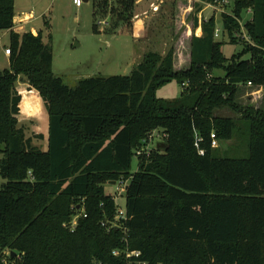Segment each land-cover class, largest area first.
Wrapping results in <instances>:
<instances>
[{"label":"trees","instance_id":"1","mask_svg":"<svg viewBox=\"0 0 264 264\" xmlns=\"http://www.w3.org/2000/svg\"><path fill=\"white\" fill-rule=\"evenodd\" d=\"M91 1L94 32L105 21L106 34H134L138 0ZM230 3L222 37L243 45L231 57L215 37V15L201 23L196 3L186 68L175 66L173 45L146 52L129 75L70 86L54 72L43 32L14 30L16 0H0L11 49L10 67L0 69V264L6 251L9 264H264V109L238 101L249 82L264 85V0ZM19 78L48 109L46 149L20 124ZM173 80L182 95L159 98ZM223 107L241 117L220 115ZM155 131L162 141L146 153ZM213 134L219 142L246 136L248 156H231L236 146L222 154ZM121 179L126 219L105 188Z\"/></svg>","mask_w":264,"mask_h":264},{"label":"rangeland","instance_id":"2","mask_svg":"<svg viewBox=\"0 0 264 264\" xmlns=\"http://www.w3.org/2000/svg\"><path fill=\"white\" fill-rule=\"evenodd\" d=\"M153 0H143L136 8V15L142 20L144 27L142 33L131 34L121 32L109 35L103 32L104 24H101V32L93 30V5L92 1H84L81 7H77L73 0H16V21L24 23L25 27L20 31L27 32L33 28L42 31L44 40L50 44L53 54L54 72L62 77L70 86H75L79 80L92 76L129 75L135 66L142 60L146 52L150 50L165 54L170 47H175V66L186 68L190 64L191 37L193 33L194 4L198 3L201 11L198 17L202 19L215 15L217 26L222 30V11H231V3H217L200 0H164L160 2V10L154 11L151 7ZM176 2V5H175ZM192 6V7H190ZM198 7V6H197ZM222 10V11H221ZM146 13V14H145ZM28 15V16H27ZM201 15V16H200ZM252 18L251 13L244 12L243 21ZM139 24V23H138ZM201 34L200 28L196 34ZM51 36V37H50ZM224 40V53L227 57L242 50V43L227 42V37H217ZM10 45V34L7 30L0 31V69H8L10 60L5 49ZM246 55L245 58H248ZM223 75L222 70L215 71ZM17 88L23 94L22 111L19 115L20 124L25 129L28 137L33 138L34 145L45 149L48 144L49 113L37 90H28L24 78H19ZM182 85L173 80L157 91L159 98L164 100H176L182 95ZM238 101L244 106H254L264 109V94L253 93V88L243 86ZM223 116L241 117V114L229 107L217 110ZM43 135V136H42ZM162 141L161 137H153L151 145H157ZM217 146L221 153L230 152L231 147L235 151L231 156L245 158L248 156L247 137L240 136L232 140L218 141ZM216 146V147H217ZM1 146L0 163L6 153ZM225 155V154H224ZM132 171H138L139 160L134 156ZM4 178L0 175V185ZM123 184H105L106 191L115 196L118 206L126 208V192L120 188ZM116 223V220L113 224Z\"/></svg>","mask_w":264,"mask_h":264},{"label":"built area","instance_id":"3","mask_svg":"<svg viewBox=\"0 0 264 264\" xmlns=\"http://www.w3.org/2000/svg\"><path fill=\"white\" fill-rule=\"evenodd\" d=\"M84 1L85 0H73V3L77 6V7H81L82 5H83V3H84ZM143 0H138V2H142ZM164 0H153L152 2H151V7H152V9L154 10V11H158V10H160V2H163ZM228 3V2H230V0H216V2L215 3H212L213 5H215V4H217V3ZM222 11V10H221ZM225 11V9L222 11V13ZM225 12H228V11H225ZM249 13H251L252 14V11L251 10H249L248 11ZM146 14V13H145ZM201 16V15H200ZM136 17H138V15H135V18ZM200 19V22L202 23V21H203V19H202V17L201 18H199ZM242 24V27H243V23L244 22H242V21H240ZM22 23V22H21ZM102 24H105L106 22L105 21H102L101 22ZM14 30H16V28L14 27ZM8 31V30H7ZM221 28H219L218 26H217V28H216V31H215V37L217 38V37H219L220 36V33H221ZM8 33H9V31H8ZM5 52H7L6 54H8V56L11 54V49H10V47H7L6 49H5ZM246 87H248V88H253V93L254 94H258V93H263L264 94V85H258V86H254V84L252 83V82H249L248 84H247V86ZM156 136H158V137H161V139L163 138V134H161V133H159V132H157V131H155L152 135H151V137H150V141H151V139L153 138V137H156ZM212 137H213V143H212V145L214 146V147H216L218 144H217V139L215 138V134H213L212 135ZM151 147H152V145H151V143H149V145H148V147H146V149H145V152L146 153H148V151L150 152V149H151ZM200 151V154H204L205 153V151L203 150V149H200L199 150ZM142 153V151H138V155L139 154H141ZM120 182L123 184V186H121V190L122 191H126V189H127V186H128V181H126V180H123V179H121L120 180ZM127 218V213H126V208H122V207H120V206H118V213H117V219H126ZM120 252L119 251H114V254H116V255H118ZM5 254V253H4ZM10 254V251H6V255L4 256V262L6 263V264H9V261H8V258H7V255H9ZM0 255H1V252H0ZM132 255H136V256H139V255H141L140 254V252H138V251H133V252H128V256H132ZM138 264H147V262H142V261H139L138 262Z\"/></svg>","mask_w":264,"mask_h":264},{"label":"crops","instance_id":"4","mask_svg":"<svg viewBox=\"0 0 264 264\" xmlns=\"http://www.w3.org/2000/svg\"><path fill=\"white\" fill-rule=\"evenodd\" d=\"M140 3V2H139ZM28 16V15H27ZM138 18H140V15L138 14V17H136V19H138ZM22 22V21H21ZM17 22L16 21V18H15V28H16V31H18V32H22V31H20V28L21 27H25V22H26V20L24 21V23L22 22ZM134 23H135V32H134V34H138V32L139 33H142L141 31H142V28L144 27V25H142V23H143V21L142 20H135L134 21ZM139 23V24H138ZM144 23H145V20H144ZM143 23V24H144ZM200 28V30H201V34H198V32H197V35H202L203 34V30H202V27L200 26L199 27ZM198 29V28H197ZM31 31H33L35 34H37L38 33V31L36 30V29H32ZM34 90H36V89H34ZM33 90V91H34ZM38 92V91H37ZM38 95H39V93H38ZM40 97V96H39ZM41 98V97H40ZM21 120V119H20ZM48 145V144H47ZM46 148H47V146H46ZM45 148V149H46Z\"/></svg>","mask_w":264,"mask_h":264},{"label":"water","instance_id":"5","mask_svg":"<svg viewBox=\"0 0 264 264\" xmlns=\"http://www.w3.org/2000/svg\"><path fill=\"white\" fill-rule=\"evenodd\" d=\"M86 2H88L89 0H85ZM162 145H165V143L163 142ZM113 184H116L117 182L116 181H112ZM15 255V253H14Z\"/></svg>","mask_w":264,"mask_h":264}]
</instances>
